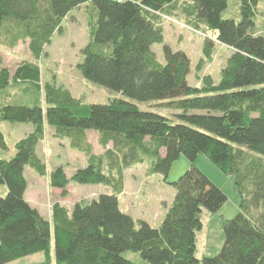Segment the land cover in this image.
Listing matches in <instances>:
<instances>
[{
  "label": "trees",
  "instance_id": "1",
  "mask_svg": "<svg viewBox=\"0 0 264 264\" xmlns=\"http://www.w3.org/2000/svg\"><path fill=\"white\" fill-rule=\"evenodd\" d=\"M238 1L235 19L224 13L229 0H0V42L13 47L27 39L33 56L12 71L0 66V149L8 148L2 121L31 124L14 140L13 155L0 157V186L6 187L0 194V264L40 252L44 258L30 264H142L128 251L147 264H264V32L256 22L262 0ZM84 5L91 10L90 35L76 62L83 79L137 101L160 100L176 120L122 97L87 103L66 85L42 81L35 60L61 31L63 18ZM167 18L202 34L204 57L217 42L230 47L218 80L208 74L190 83V58L166 43L164 61L157 59L151 47L164 40ZM11 85L20 90L16 98ZM46 125L85 154L86 165L69 178L61 165L46 172L37 151ZM92 130L105 147L101 154L90 149ZM200 153L234 177L240 203L235 215L222 218L219 251L198 258L201 209L214 212L226 201L194 165ZM180 155L189 160L188 169L166 180ZM146 161V170L175 190L157 226L119 204L124 170ZM26 166L48 174L49 185L62 191L70 180L111 191L71 209L54 201L48 219L24 197Z\"/></svg>",
  "mask_w": 264,
  "mask_h": 264
},
{
  "label": "rangeland",
  "instance_id": "2",
  "mask_svg": "<svg viewBox=\"0 0 264 264\" xmlns=\"http://www.w3.org/2000/svg\"><path fill=\"white\" fill-rule=\"evenodd\" d=\"M229 7L224 12L225 16L232 15L238 19V0H229ZM260 16L264 12V0L260 3ZM89 10L88 6H80L73 9L68 15L63 18L61 31L53 33L50 43L46 45L39 59L35 60L40 67V76L42 81L55 82L57 84L66 85L72 96L78 97L84 102H107L110 98H124L130 102H134L140 109L156 111L163 115H168L176 120V116L168 108H164L159 104L160 100H143L137 101L128 98L123 94H118L113 90H109L100 84H94L83 79L79 74L76 62L81 59L79 52L89 39ZM91 11V10H90ZM259 16V17H260ZM258 17V18H259ZM259 25V24H258ZM164 40L162 43H154L151 47L156 53L157 59L164 61L162 54V45L166 43L170 48L181 49L187 53L190 58V73L187 75V80L192 84L200 83L202 75H211L215 80H218L219 71L226 63L231 52L230 47H226L220 43H215L213 51L209 57H204L202 54V41L204 37L197 31H193L182 21L174 19H166L163 22ZM201 29H203L201 27ZM263 29V28H262ZM209 33V30H206ZM264 32V29H263ZM0 55L2 61L0 66H6L12 71L23 59L33 60L32 54L29 53L28 43L26 40H20L15 46L8 47L0 42ZM9 91L20 94V90L12 86ZM2 131L5 133V141L8 145L6 150L0 149V157H10L14 152V140L21 138L28 129L31 128L30 123H18L2 121ZM45 136L38 145L39 152L43 162L46 165L48 173L53 168L61 165L67 177L71 176L72 172L86 165L85 154L83 151H77L70 147L69 140L66 138H56L53 135V128L49 125L45 126ZM87 132V139L90 149L97 154L104 152L102 145L98 143L96 133ZM96 132V131H95ZM109 145V144H108ZM110 146V145H109ZM190 165L189 160L180 155L169 168L166 180L175 181ZM194 165L202 170L208 178L211 179L220 189L226 194V201L214 212H210L205 208L201 209L199 219L201 228L195 231L196 248L194 254L201 258L205 255H215L222 246L224 233L222 232V218L232 217L239 209V193L235 188L234 177L230 174L222 173L218 167L211 162L203 153L197 155L194 160ZM147 161L137 163L125 169L124 182L125 188L119 195V204L124 212H129L134 218L143 217L153 226H157L160 215L167 203H171L174 188L167 184L159 173L150 174L146 170ZM24 175L26 177V196L30 199L32 205L39 207L44 215L49 218L51 203L57 201L62 205L71 209L74 202L89 200L99 193L110 192L111 189L105 184H86L76 183L70 180L67 186L62 189L54 188L49 185L48 174L40 175L34 170L26 166ZM6 187L0 186V194L3 195ZM42 252L29 254L7 262V264H30L40 261ZM127 257L134 258L142 264H147L137 253L128 251ZM200 264V263H196Z\"/></svg>",
  "mask_w": 264,
  "mask_h": 264
},
{
  "label": "crops",
  "instance_id": "3",
  "mask_svg": "<svg viewBox=\"0 0 264 264\" xmlns=\"http://www.w3.org/2000/svg\"><path fill=\"white\" fill-rule=\"evenodd\" d=\"M256 22H258V27H259V30H261L262 28L264 29V15H262V16H260L257 20H256ZM262 29V30H263ZM31 128H29L28 129V131L30 130ZM89 132V131H88ZM95 133V132H94ZM97 136V135H96ZM26 168V167H25ZM24 171H25V169H24ZM26 196V191H25V194H24V197ZM26 198V200H28L29 201V203L32 205V203H31V201H30V199H28V197H25ZM32 206H34V205H32ZM169 206V203H167L165 206H164V208H163V210H162V212H164L165 210H166V208ZM35 207V206H34ZM38 209L40 210V212L43 214V216L45 217V218H47L45 215H44V213L42 212V210L38 207ZM129 213V212H128ZM139 218H143V217H139ZM162 218V215H160L159 216V218H158V221L160 220ZM49 219V218H48ZM144 219V218H143ZM146 221H147V219H145ZM42 257H41V259H40V261L44 258V255H43V253H42V255H41ZM40 261H38L37 263H39Z\"/></svg>",
  "mask_w": 264,
  "mask_h": 264
}]
</instances>
